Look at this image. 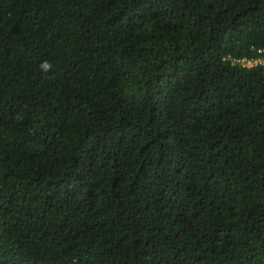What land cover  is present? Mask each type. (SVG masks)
<instances>
[{
    "label": "trees",
    "instance_id": "1",
    "mask_svg": "<svg viewBox=\"0 0 264 264\" xmlns=\"http://www.w3.org/2000/svg\"><path fill=\"white\" fill-rule=\"evenodd\" d=\"M259 48L264 0H0V264H264Z\"/></svg>",
    "mask_w": 264,
    "mask_h": 264
},
{
    "label": "built area",
    "instance_id": "2",
    "mask_svg": "<svg viewBox=\"0 0 264 264\" xmlns=\"http://www.w3.org/2000/svg\"><path fill=\"white\" fill-rule=\"evenodd\" d=\"M233 63L238 64L242 67L252 68V67H264V49H257V54L254 56H244L235 58L232 60Z\"/></svg>",
    "mask_w": 264,
    "mask_h": 264
},
{
    "label": "clouds",
    "instance_id": "3",
    "mask_svg": "<svg viewBox=\"0 0 264 264\" xmlns=\"http://www.w3.org/2000/svg\"><path fill=\"white\" fill-rule=\"evenodd\" d=\"M41 67H42L45 71H47V70L50 68V65H49L47 62H45L44 64L41 65Z\"/></svg>",
    "mask_w": 264,
    "mask_h": 264
}]
</instances>
